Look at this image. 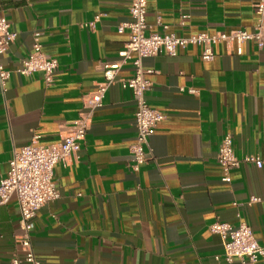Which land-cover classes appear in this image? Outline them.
Segmentation results:
<instances>
[{
    "label": "crops",
    "instance_id": "1",
    "mask_svg": "<svg viewBox=\"0 0 264 264\" xmlns=\"http://www.w3.org/2000/svg\"><path fill=\"white\" fill-rule=\"evenodd\" d=\"M262 1L147 0L146 24L148 32L176 37L252 33ZM0 15L16 33L0 57L10 71L4 91L0 86L1 180L15 151L33 140L60 143L87 111L105 65L122 62L129 30L118 29L131 17L129 0H0ZM36 32L43 54L58 63L49 86L41 73L15 72ZM212 50L210 62L202 61L197 46L143 60L151 84L146 101L164 118L138 171L131 168L133 95L117 81L108 87L77 158L54 167L59 199L36 214L31 244L41 264H216L223 245L210 232L215 222H243L264 244V166L242 163L225 183L217 163L226 134L238 159L264 161V46L247 41L240 53L236 43ZM131 76L124 64L118 78ZM252 197L261 201L249 204ZM18 221L12 197L0 206V264L20 255Z\"/></svg>",
    "mask_w": 264,
    "mask_h": 264
},
{
    "label": "built area",
    "instance_id": "2",
    "mask_svg": "<svg viewBox=\"0 0 264 264\" xmlns=\"http://www.w3.org/2000/svg\"><path fill=\"white\" fill-rule=\"evenodd\" d=\"M147 0H129V14L131 21L119 27V32L129 30L128 40L122 53V62L105 65L103 82L99 85L87 101V111L80 114L70 125L69 133L60 143L51 146H41L36 140L29 145L15 151L9 162L6 177L0 180V206L6 205L12 197L16 198L20 236L16 244L20 255L15 254L12 264H41L33 252L31 232L34 229V220L37 212L46 204L59 199L60 194L53 183L54 167L61 164L67 167L74 159L84 141L90 127L92 113L103 106V100L108 87L118 82L123 89L131 91L135 104L134 124L136 127L135 143L131 146V168L138 171L139 167L148 160V141L155 133L158 123L163 120V115L152 109L145 98L150 89V82L146 76L150 71L143 67V60L157 55L176 56L179 49L188 46L202 48L201 59L210 62L214 59L212 48L219 44L236 43L240 53V46L247 41L255 42L261 48L264 46V1L256 7L259 23L254 32L244 30L234 31L230 34L217 33L209 36L199 34L190 37H176L165 33H151L146 24ZM98 17L90 27H93ZM185 17L180 25L184 26ZM161 25L160 18L156 21ZM16 33L4 16L0 15V57L3 56L14 43ZM124 64L132 67V76L118 78V73ZM58 63L56 59L46 57L42 52L40 33L33 34L32 50L23 59L15 72L23 77L34 73H41L46 86L53 82ZM10 71L0 63V86L4 91ZM217 163L222 170V181L230 182L229 173L242 163L255 164L257 168L264 166V161L254 155L238 159L232 147L230 134L223 136L217 153ZM261 199L252 197L249 204L260 202ZM210 232L219 235L223 245L222 257H215L216 264H256L264 258V244L258 243L253 237L250 227L241 222L237 226L228 223L215 222L210 227Z\"/></svg>",
    "mask_w": 264,
    "mask_h": 264
}]
</instances>
